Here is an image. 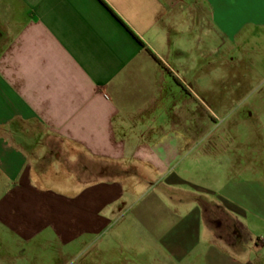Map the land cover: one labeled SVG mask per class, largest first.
Here are the masks:
<instances>
[{"label": "crops", "instance_id": "1", "mask_svg": "<svg viewBox=\"0 0 264 264\" xmlns=\"http://www.w3.org/2000/svg\"><path fill=\"white\" fill-rule=\"evenodd\" d=\"M102 1L0 0V225L65 245L133 227L172 264H228L245 246L219 230L240 234L244 192L211 190L223 166H199L226 150L212 52L264 40V0Z\"/></svg>", "mask_w": 264, "mask_h": 264}, {"label": "rangeland", "instance_id": "2", "mask_svg": "<svg viewBox=\"0 0 264 264\" xmlns=\"http://www.w3.org/2000/svg\"><path fill=\"white\" fill-rule=\"evenodd\" d=\"M214 43L212 60L220 71L215 74L221 75L224 83L221 88L215 85L213 89L222 90L219 92L224 95L222 106L229 109L223 112L225 110L217 107V114L211 116L214 125L212 132L214 140L224 145L226 150H214L213 156L221 159L216 162L211 159L210 163L199 166L202 169L206 166L204 170L208 173L218 165L223 166L219 178L215 174L207 179L211 190L228 197H233L236 189L244 192L241 197L243 212L234 218L240 234L233 235L234 229L230 224L225 232L224 228L219 230L230 244L240 239L245 246L246 251L226 248L228 264H264V209L260 212L252 207L253 199L264 204V40L257 45L250 41L241 48L236 47V42L214 40ZM228 56L230 66L226 73L223 65ZM203 57L204 51L199 50L197 59L203 60ZM154 180L151 181L153 186L156 183ZM195 195L201 196L198 191ZM209 196L214 199L219 195L213 193ZM193 213L191 211V218ZM215 215L212 218H216ZM122 230V235L111 233L85 244L74 242L65 245L53 236L42 237L28 244L14 238L6 227L0 225V264H172L170 259L160 258L163 253L156 249V244L140 238L137 228ZM212 243L214 252L216 248L224 246L219 240L214 239ZM196 246L203 252L209 248L206 242L197 243ZM183 262L201 264L203 260L187 258Z\"/></svg>", "mask_w": 264, "mask_h": 264}, {"label": "trees", "instance_id": "3", "mask_svg": "<svg viewBox=\"0 0 264 264\" xmlns=\"http://www.w3.org/2000/svg\"><path fill=\"white\" fill-rule=\"evenodd\" d=\"M102 1V0H101ZM102 3L113 13V11L102 1ZM114 14V13H113ZM114 16H116L115 14H114ZM116 18L118 19V20H120L117 16H116ZM121 21V20H120ZM122 22V21H121ZM122 24L127 28V26L122 22ZM128 29V28H127ZM129 30V29H128ZM130 31V30H129ZM132 35H133V37L142 45V46H144V44L138 39V37L135 35V34H133L132 33ZM149 53L152 55V57L158 62V63H160V61L152 54V52L149 50Z\"/></svg>", "mask_w": 264, "mask_h": 264}, {"label": "built area", "instance_id": "4", "mask_svg": "<svg viewBox=\"0 0 264 264\" xmlns=\"http://www.w3.org/2000/svg\"><path fill=\"white\" fill-rule=\"evenodd\" d=\"M263 242H264V240H263Z\"/></svg>", "mask_w": 264, "mask_h": 264}]
</instances>
